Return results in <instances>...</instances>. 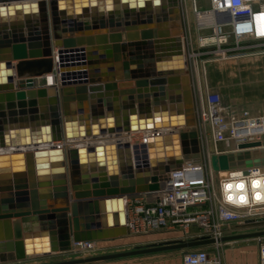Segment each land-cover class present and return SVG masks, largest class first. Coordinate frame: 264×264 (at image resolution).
<instances>
[{
	"label": "water",
	"instance_id": "95a60500",
	"mask_svg": "<svg viewBox=\"0 0 264 264\" xmlns=\"http://www.w3.org/2000/svg\"><path fill=\"white\" fill-rule=\"evenodd\" d=\"M185 47L179 0H0V264L129 235L127 198L159 192L184 155L200 152ZM147 130L142 141L124 138ZM259 145L213 154L211 166L264 165V148L251 149ZM258 236L264 230L218 241Z\"/></svg>",
	"mask_w": 264,
	"mask_h": 264
},
{
	"label": "built area",
	"instance_id": "2783aa9c",
	"mask_svg": "<svg viewBox=\"0 0 264 264\" xmlns=\"http://www.w3.org/2000/svg\"><path fill=\"white\" fill-rule=\"evenodd\" d=\"M179 1L186 57L190 62L201 58L205 72L213 56L239 57L264 47V0H208L207 8L191 0L194 25L186 12L188 0ZM191 25L198 34L196 46L189 39ZM192 83L201 150L184 155L183 167L168 173L159 192L127 199V225L133 235L172 231L179 232L172 240L213 238V244L186 249L183 264H221L219 239L241 229L264 230V165L225 170L215 188L205 165L192 158L206 154L211 163L213 154L237 152L242 144L260 142L251 149L264 148V113L244 104L229 106L213 88L205 85V93ZM256 238L258 264H264V236ZM97 249V241H80L70 251L90 256Z\"/></svg>",
	"mask_w": 264,
	"mask_h": 264
},
{
	"label": "crops",
	"instance_id": "0c3cea01",
	"mask_svg": "<svg viewBox=\"0 0 264 264\" xmlns=\"http://www.w3.org/2000/svg\"><path fill=\"white\" fill-rule=\"evenodd\" d=\"M186 12H188L189 16L188 5H186ZM169 26L170 23H168L164 27ZM123 38L125 39V33L123 35ZM214 60L215 59L212 58L211 61L206 64L205 84L204 86L201 85L202 91L206 93L204 88L205 85H207L219 92L222 95L224 102L229 106L244 104L250 110H252L253 113H264V53H254L227 59L220 58L217 59L221 61H218V65L212 64ZM17 62V60H14V63ZM192 62V64L196 65L197 69H199L198 67L201 63V58H198L197 61ZM102 68L103 67H100L99 69H101L102 71ZM191 75L193 80L195 76V74L193 73V69L191 70ZM42 79L45 78H36V83L38 85H42ZM194 88H196L195 85ZM66 163L68 168L67 159ZM154 195L155 194H148L147 197L148 199L152 200L154 198ZM136 197H139V195L129 196L127 199ZM177 236H179V232L172 231L155 232L145 235L129 234L117 238L98 240L97 245L101 249L116 246L118 248H121L122 250H125L128 247L135 246L138 243L148 241H166L170 239L172 240ZM237 241L238 242L234 243L235 248H232L230 250L231 252L226 257V264H246L245 260L243 258H238L237 255H244L248 252L252 253V250L250 249V246H248V242H246L245 239H239ZM233 253H236V256H233ZM255 261L257 264L258 259L256 256ZM94 263L111 264L99 261L81 264ZM112 264H183V252L175 251L157 257L142 259L123 258L120 259L118 263Z\"/></svg>",
	"mask_w": 264,
	"mask_h": 264
},
{
	"label": "rangeland",
	"instance_id": "374dc122",
	"mask_svg": "<svg viewBox=\"0 0 264 264\" xmlns=\"http://www.w3.org/2000/svg\"><path fill=\"white\" fill-rule=\"evenodd\" d=\"M200 2L202 4V6L205 8H207L209 6L208 0H200ZM188 6H189V18H190L192 24L194 25L195 21L193 18L194 14L192 11L191 0H188ZM189 39L193 45H195V46L197 45L198 34H197V32L194 31V28L192 25H191V30L189 32ZM184 41H185V39H184ZM252 51H254L255 54L264 53V47H253ZM212 58L215 59L212 64L218 65V63H219L218 61H220V60H217V59H220V58L218 56H213ZM192 63H193L192 61L191 62L188 61L189 69H190V72L193 69V73L195 74V76H194L195 85L197 86V88H200L201 85L204 86V84H205V70L202 67L201 63L199 64V67H198L199 69H197L196 65H194ZM42 82H43V84H45L46 80L42 79ZM143 134L141 132L130 133L131 136H129V139L132 142L142 141L143 137L145 136V134H144V136H143ZM192 160H194L196 162H201L202 164L205 165L207 173L209 174L210 178L213 177V179H212L213 180L212 181L213 187L217 188L220 176H223L224 174H220L219 172L212 171L213 168L211 166V163L209 162L208 156L206 154H203V155H200L199 157L192 158ZM254 231H258V227L241 229L240 231H235L236 233H234V234L244 233V232H254ZM189 239H191V238H189ZM245 240H246V242H248V246H250L252 253L248 252V253H245L244 255L238 254L237 256H238V258H243L245 260L246 264H256L255 256L258 259V247H259L258 240H257V238H248V239L245 238ZM161 242H164V241L142 242V243L136 244L135 246L128 247L125 250H122L121 248H118L116 246H111V247L104 248V249H101L98 247L97 250H94L93 252H91L90 256H98V255H104V254L124 252V251L134 250L138 247H147L153 243H161ZM236 242H238V241L237 240L236 241H232V240L223 241V243L221 244L219 249H217V254L221 260V264H226L225 263L226 257L231 252L230 250L232 248H235L234 243H236ZM187 249H189V248H187ZM185 250L186 249L167 250V251L154 252V253H149V254H140V255L129 256V257L109 259L106 261H99V262H106V263L112 264V263H118L119 260L123 259V258L124 259L125 258H138V259L151 258V257L161 256V255H164L167 253L169 254V253L175 252V251L184 252ZM233 256H236V253H233ZM85 257H89V256H84L83 254L76 253L75 251L53 252V253H49V254H45V255L32 256L25 261L14 262L13 264H47V263H52V262L66 261V260L85 258ZM94 264H101V263H94Z\"/></svg>",
	"mask_w": 264,
	"mask_h": 264
},
{
	"label": "bare ground",
	"instance_id": "6f19581e",
	"mask_svg": "<svg viewBox=\"0 0 264 264\" xmlns=\"http://www.w3.org/2000/svg\"><path fill=\"white\" fill-rule=\"evenodd\" d=\"M48 80H49V82H51L52 81V76L51 75H48ZM149 132H151V131H141V133L143 134H147V133H149ZM144 134H143V136H144ZM129 136H130V134H127L126 136H124V138H126V139H128V140H130L129 139ZM101 140H105V139H101ZM84 142H86V141H84ZM221 172V174H225L226 173V171H220ZM215 174V173H214Z\"/></svg>",
	"mask_w": 264,
	"mask_h": 264
}]
</instances>
